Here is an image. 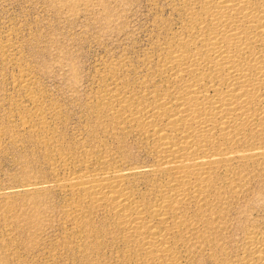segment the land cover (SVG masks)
Masks as SVG:
<instances>
[{
	"label": "bare ground",
	"instance_id": "bare-ground-1",
	"mask_svg": "<svg viewBox=\"0 0 264 264\" xmlns=\"http://www.w3.org/2000/svg\"><path fill=\"white\" fill-rule=\"evenodd\" d=\"M189 2L151 74L160 84L150 77L130 90L114 80L97 101L113 135L129 130L146 143L150 164L100 155L98 167L69 172L57 185L73 197L70 221L86 240L93 241L85 229L91 217H108L106 243L94 246L112 241L118 264H196L199 254L213 264H264V230L249 232L237 257L223 237L248 168L264 169V0ZM41 114L33 120L47 145ZM59 160L69 168L67 155ZM139 177L147 185L140 194Z\"/></svg>",
	"mask_w": 264,
	"mask_h": 264
},
{
	"label": "rangeland",
	"instance_id": "rangeland-1",
	"mask_svg": "<svg viewBox=\"0 0 264 264\" xmlns=\"http://www.w3.org/2000/svg\"><path fill=\"white\" fill-rule=\"evenodd\" d=\"M189 1L0 0V264H118L112 241L96 248L106 243L108 217L90 218L84 227L94 242L86 240L70 221L73 197L57 184L69 172L98 167L100 155L150 164L146 143L129 130L113 135L98 102L114 80L130 90L150 77L160 84L152 76L157 59L181 31ZM38 114L51 136L47 145L39 141ZM247 172L224 220L230 257L243 253L249 232L264 230V169ZM145 183L135 182L139 194ZM199 255L196 264H213Z\"/></svg>",
	"mask_w": 264,
	"mask_h": 264
}]
</instances>
